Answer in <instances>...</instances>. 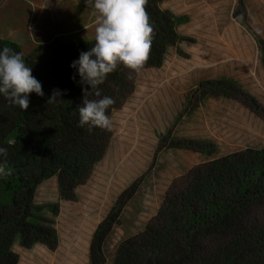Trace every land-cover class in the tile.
Segmentation results:
<instances>
[{
    "label": "rangeland",
    "instance_id": "1",
    "mask_svg": "<svg viewBox=\"0 0 264 264\" xmlns=\"http://www.w3.org/2000/svg\"><path fill=\"white\" fill-rule=\"evenodd\" d=\"M10 1L21 3V16ZM32 1L0 0V38H13L26 51L32 47L22 38L27 33L11 21L28 18V37L53 36L69 27L50 30L47 21H62L76 0ZM160 9L185 19L181 41L160 68L132 72L109 116L106 153L77 188L76 200L59 198L56 179L38 190L40 207L59 208L58 216L45 208L41 217L57 236L60 231L63 254L74 253L77 264L89 261L93 234L132 185L136 192L104 246L108 264L122 242L144 232L191 171L264 147V0H162ZM85 26L77 35L95 39V26ZM0 201L11 202L1 184Z\"/></svg>",
    "mask_w": 264,
    "mask_h": 264
},
{
    "label": "trees",
    "instance_id": "2",
    "mask_svg": "<svg viewBox=\"0 0 264 264\" xmlns=\"http://www.w3.org/2000/svg\"><path fill=\"white\" fill-rule=\"evenodd\" d=\"M161 1L148 0L146 5L154 38L142 69L160 68L168 49L181 41L178 27L185 19L161 10ZM69 30L45 42L24 37L32 44L28 51L13 38H0V51L9 47L23 53L44 92L43 97L29 95L27 111L0 94V147H8L7 166L13 171L0 177L3 191L11 195L9 204L0 201V264H20L13 250L17 241L25 249L37 244L50 251L58 248L57 233L41 212L46 208L58 216L59 208L40 207L38 190L56 179L59 198L74 202L77 188L89 180L110 142V129L89 131L87 125H79L83 88L91 89L80 83L71 64L95 39L83 41ZM131 75L118 65L99 86L102 96L115 101L107 110L109 116ZM54 89L61 91V100L47 104ZM9 138L16 140L14 146L7 145ZM136 188L126 190L97 227L89 264H108L105 243ZM111 264H264V147L238 151L191 171L167 195L144 232L119 245Z\"/></svg>",
    "mask_w": 264,
    "mask_h": 264
},
{
    "label": "clouds",
    "instance_id": "3",
    "mask_svg": "<svg viewBox=\"0 0 264 264\" xmlns=\"http://www.w3.org/2000/svg\"><path fill=\"white\" fill-rule=\"evenodd\" d=\"M84 3L94 17L95 42L71 64L78 70L80 83L91 89L83 88V104L77 108L79 125H87L89 131L93 128L110 129L111 119L107 110L115 101L102 96L99 86L118 65L122 64L131 72L141 71L150 56L154 27L146 10L148 0H84ZM72 78L75 80V75ZM33 92L44 96L42 85L32 75L31 67L26 65L23 53L4 47L0 51V94L10 105L27 111L29 95ZM61 95L59 89H54L46 103L58 102ZM15 144V139L7 140L8 146ZM7 156L8 147H0V157L5 158L0 162V177L13 174L7 166Z\"/></svg>",
    "mask_w": 264,
    "mask_h": 264
},
{
    "label": "crops",
    "instance_id": "4",
    "mask_svg": "<svg viewBox=\"0 0 264 264\" xmlns=\"http://www.w3.org/2000/svg\"><path fill=\"white\" fill-rule=\"evenodd\" d=\"M8 5L11 6L15 10V12L18 13V16H21V10L23 8L21 3H18L16 1H10ZM66 9H69V11L71 10V12H68L67 15H64L63 17H66L62 19V21L57 23H51L50 20L47 19V25L49 26L50 30H54L55 27L57 29L58 26L62 24L69 27H66V30L70 29V34H73L75 32H82V30L86 28L85 25H89V27L94 25V21L90 22L92 19V10L85 6L84 0H76L75 3L71 4V6L68 5ZM27 19L23 20V22L25 21V23H22L21 20L15 21V19H11L13 21H11L10 23L11 25L16 23V25L19 24L20 26H22L25 30L24 32L27 33L25 37H28ZM5 21H8L7 18H5ZM75 27L79 28L76 29ZM54 33L55 34H53V36L40 37L39 39L32 37V40L36 42H45L47 40H50L52 37H56V35H58L60 32ZM58 238L59 242L56 251H50L45 246L40 244L33 246L31 249H25L20 245L18 241L14 244L13 250L18 255L20 259V264H77V260L75 261L73 257L74 253L73 255L72 252H70L69 254L65 252V254H63L61 248L63 247L64 241L60 236V231L58 232ZM84 264H89V261L84 262Z\"/></svg>",
    "mask_w": 264,
    "mask_h": 264
}]
</instances>
